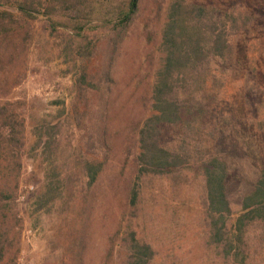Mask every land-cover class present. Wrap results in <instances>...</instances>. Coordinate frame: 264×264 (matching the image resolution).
Wrapping results in <instances>:
<instances>
[{
    "label": "trees",
    "instance_id": "trees-1",
    "mask_svg": "<svg viewBox=\"0 0 264 264\" xmlns=\"http://www.w3.org/2000/svg\"><path fill=\"white\" fill-rule=\"evenodd\" d=\"M142 2L0 0V99L15 88L13 74L5 70L6 49L30 50L28 28L36 23L73 42L65 52L75 72L72 92L57 102L62 109L54 120L41 121L30 133L27 103L0 105V264L7 244L20 239L15 206L27 153L34 161L40 153L47 157L48 165L40 168L49 177L36 196L39 208L59 223L55 244H68L61 246L59 259L83 264L87 241L77 223L89 214L92 190L119 139L106 101L114 85L112 59L96 74L93 66L104 43L110 54L118 51ZM152 6L162 29L157 42L145 25L152 47L146 58L148 116L135 126L136 172L128 209L110 238L104 264L120 251L121 264H157L158 249L170 235L165 219L176 228L187 226L185 217L192 212L200 215L195 226L202 222L208 230L217 264H264V140L256 146L254 138H244L238 131L243 124L226 112L231 102L249 113L264 109V0H152ZM262 118L255 128L264 136ZM232 134L249 155L256 146L262 161L238 212L227 193L233 174L221 158L222 141ZM13 233L16 239L10 238Z\"/></svg>",
    "mask_w": 264,
    "mask_h": 264
},
{
    "label": "rangeland",
    "instance_id": "rangeland-1",
    "mask_svg": "<svg viewBox=\"0 0 264 264\" xmlns=\"http://www.w3.org/2000/svg\"><path fill=\"white\" fill-rule=\"evenodd\" d=\"M147 23L159 42L162 22L156 20L152 0H143L139 17L118 51L110 54L104 43L102 55L93 66L96 74L104 69V61L112 59L110 69L114 85L106 101L110 105L109 116L119 139L108 166L92 190L89 214L77 223L87 241L86 250L81 252L83 264L105 263L110 238L117 231L128 209V192L136 172L137 139L133 138L136 136L135 126L148 116L144 103L150 91L146 58L152 47L147 43ZM28 30L33 39L30 50L19 49L15 53L12 49H6L4 61L8 65L5 70L13 74L11 78L15 80L11 84L15 88L9 97L0 99V105L8 102L27 103V132L30 133L41 121L54 120L53 117L62 109L57 102L66 101L72 92L75 72L72 59L65 52V47H72V41L65 40L61 34L52 35L42 22L30 26ZM235 103L231 102L226 112L230 113L235 122L243 124L238 131L249 141L254 138L257 146V142L264 140V136L255 128L257 120L264 117L263 106L260 112L257 108L249 113L240 102H237L238 106ZM244 118H248L247 121L244 122ZM29 144L27 150L31 149ZM256 146L248 149L253 151L249 155L246 146H240L233 134L222 141L221 158L233 174L227 193L234 212L240 210V200L252 191L260 175L262 161ZM127 158L128 168L123 172ZM22 164L21 193L15 206V213L21 222L15 234H19L20 239L15 244H7L4 264H62L59 259L61 246L66 247L68 244H55L53 238L59 223L46 210L39 208L36 196L49 177L40 168L41 164L43 167L48 165L46 154L40 153L37 161L29 153L22 155ZM199 217L197 212L187 214L184 220L187 226L182 224L177 228L170 218L165 219L168 220L170 235L164 246L158 249L157 264H217L218 257L214 256L208 230L202 222L198 227L194 224ZM13 236L14 233L10 238L16 239ZM123 259L124 253L120 251L110 264H121Z\"/></svg>",
    "mask_w": 264,
    "mask_h": 264
}]
</instances>
